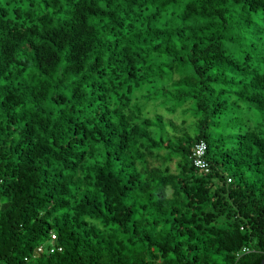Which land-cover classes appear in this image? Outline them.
Wrapping results in <instances>:
<instances>
[{
  "label": "trees",
  "instance_id": "16d2710c",
  "mask_svg": "<svg viewBox=\"0 0 264 264\" xmlns=\"http://www.w3.org/2000/svg\"><path fill=\"white\" fill-rule=\"evenodd\" d=\"M50 232L31 264L264 259V0H0V264Z\"/></svg>",
  "mask_w": 264,
  "mask_h": 264
},
{
  "label": "built area",
  "instance_id": "2783aa9c",
  "mask_svg": "<svg viewBox=\"0 0 264 264\" xmlns=\"http://www.w3.org/2000/svg\"><path fill=\"white\" fill-rule=\"evenodd\" d=\"M206 144L202 141L197 143L192 149V162L194 167L199 171V173H207L209 171V163L205 158ZM229 181V180H228ZM49 241L46 244L39 245L35 248L33 255L31 257L26 256L23 258L24 264H31L32 261H36L41 256H50L56 253L62 252V247L56 244V236L54 233H49ZM243 252H247L243 250Z\"/></svg>",
  "mask_w": 264,
  "mask_h": 264
},
{
  "label": "water",
  "instance_id": "95a60500",
  "mask_svg": "<svg viewBox=\"0 0 264 264\" xmlns=\"http://www.w3.org/2000/svg\"><path fill=\"white\" fill-rule=\"evenodd\" d=\"M261 257V256H260ZM257 264H264V259H260Z\"/></svg>",
  "mask_w": 264,
  "mask_h": 264
}]
</instances>
